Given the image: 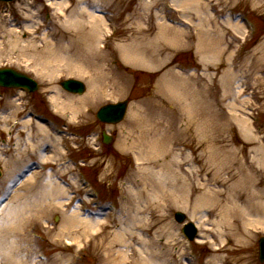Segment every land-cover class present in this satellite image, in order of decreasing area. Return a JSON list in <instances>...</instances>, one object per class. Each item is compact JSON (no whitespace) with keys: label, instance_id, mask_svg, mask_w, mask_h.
I'll use <instances>...</instances> for the list:
<instances>
[{"label":"rangeland","instance_id":"rangeland-1","mask_svg":"<svg viewBox=\"0 0 264 264\" xmlns=\"http://www.w3.org/2000/svg\"><path fill=\"white\" fill-rule=\"evenodd\" d=\"M181 1L0 2V68L10 67L24 72L33 77L40 87L33 94L0 87V196L5 201L20 193L26 196L22 200L29 203L38 197L39 218L29 229V246L34 260H38L36 257L39 254L45 258L40 261L45 262L62 253L71 264H101V258L97 256L99 250L94 253L89 251L84 243L85 236L80 237L79 245L65 249L67 241L72 242L70 236L62 234L59 238L58 235L65 216L77 211L82 214L80 218H86L91 209L87 202L93 199L100 211L101 222L106 221L103 214L108 212L110 205L121 209L124 198L128 197V192H125L127 181L130 179L131 184L137 185L133 180L135 177L139 179L143 171H153L154 178L160 179L164 191L155 206L151 209L147 205L143 207L142 221L137 224L141 230L135 231L136 253L127 247L131 243L125 234L131 227L128 220L120 229L113 227L112 223L108 224L102 248L113 238V232H119L126 241V248L118 245L119 250L129 257L125 264L128 261L137 264V259L142 264L141 258L145 259L146 254L150 256V250L161 251L160 259H152L150 264H261L257 241L264 236V216L262 225L254 222L244 229L241 223H234L232 227H236V233L227 231L223 218L214 217L215 206L199 203L197 198L205 190L217 189L225 194V186H232L239 179L234 177L225 186L216 187L212 179L221 180L226 174L225 171H216L219 162L209 157L212 142L218 145L227 142L230 148H242L244 140L232 115L244 119L251 131L245 148L237 150L236 157L251 161L264 153V0H204V9L194 24L197 22L198 29L204 31L211 29L208 27L211 25L216 35H222L223 52L217 56L197 52L193 43L195 30L190 28L183 31L190 43L184 44L181 37L177 45L153 47L162 42L156 40L158 24L166 22L181 28L176 22L184 19V12L196 13L189 6H180ZM88 6L90 9H87ZM86 9L96 17H102L106 24L100 42H90L91 45H85L82 36L89 27L82 29L77 25L80 19L85 18L81 16V11ZM247 22L253 24L254 31H248ZM227 23L238 25V32H234ZM149 27L152 30H148ZM141 30L148 33L144 36L148 39L146 41L156 40L150 44L153 45L150 51L162 55L160 61L143 67L122 63L119 51L128 48L130 43L138 45L133 40L139 39L141 35L138 32ZM229 71L237 79L233 95L227 94L225 75ZM78 72L81 74L78 75ZM101 76L114 78L113 84L105 79L106 88L102 96H94L88 104L76 105L74 112L64 106L71 100L86 96L90 80ZM197 76L200 78L198 86H194L192 80ZM66 78L84 82L85 93L77 96L63 91L59 82ZM161 80L169 82L178 91L182 90L183 83H190L188 90L194 102L193 110L199 112L191 128L179 137L178 146L171 147L173 152L166 158H159L160 164L162 160L173 162L183 156L192 160L183 168L189 176L190 172L194 174V187L187 179L182 180L184 183L174 181L157 165L149 167L137 162L134 150L128 152L117 145L126 138L130 129L133 137L137 138L139 126L147 128L150 123L155 129L157 124V138L159 134L164 137L165 132L160 130L168 124L176 121L178 128L185 123L186 118L179 111L178 102L157 92ZM125 99L130 103L121 123L109 126L97 121L95 113L99 107ZM30 113L37 114L39 121L31 118ZM210 114L213 115L206 116ZM47 120L52 122L53 127L49 134H45L44 130L41 133L40 129L45 127ZM200 121L210 125L207 138L201 141L196 134ZM103 130L114 137L109 145L101 142L99 134ZM168 144L171 146L173 140ZM64 145L69 149L67 152L63 149ZM180 152L183 155L180 156ZM222 159L225 156L219 157V161ZM59 160L67 162L59 166ZM39 165L45 169L38 170ZM80 173L95 188V198L86 194L78 179ZM57 177L64 182L68 194L51 203L49 199L45 200L46 197H41L44 192L41 186ZM175 212H182L188 221L196 225L198 234L194 241H188L182 235V225L174 220ZM253 218L258 219L257 216ZM153 242L157 246L146 247ZM163 250L167 252L163 254Z\"/></svg>","mask_w":264,"mask_h":264},{"label":"bare ground","instance_id":"bare-ground-1","mask_svg":"<svg viewBox=\"0 0 264 264\" xmlns=\"http://www.w3.org/2000/svg\"><path fill=\"white\" fill-rule=\"evenodd\" d=\"M204 2V0H182L180 6H189L192 11L196 12H184L185 15L182 16L184 17V23L180 24L183 28H179L166 22L158 24L159 29L156 40H160L162 42L154 46L150 44L154 43L153 41L155 40L147 42V38H144V36H148V33L141 30L140 33L138 32V34L141 35L139 39L133 40V42L138 43V45L130 43V45L128 44L129 48H124L119 51L121 62L125 64L127 62L138 67L157 64V61H160V57L162 55L158 56V54L152 51L149 52L150 46L156 47L160 46V44H163L162 46L177 45L180 43L181 37L184 38V44H186L190 41L186 32H183L186 28H192L195 30L193 43H195L194 45H196V49L199 54L213 53L214 56L222 54L223 50L221 45H223L224 42L222 35H216V30L211 25L208 26L211 29L207 28L208 31H204L203 29H198L199 24L197 22L194 24V21H196V18L200 16L204 9ZM88 7L89 8L87 9H90V6ZM87 9L85 11H81V16L85 18L80 19L77 25L79 24V27L82 29L89 27V30L83 32L82 36L85 38L83 43L85 45H91L90 42L94 44L100 42L102 32L106 28V24L102 17H96ZM192 14L197 17H194ZM227 26L233 29L234 32H238L239 30V26L236 24L232 25L231 23H227ZM149 28V30H152V27ZM8 31L11 34V31ZM8 31H6L7 34H9ZM209 32L212 34H209ZM211 35L214 37H211ZM216 37L218 38L216 39ZM145 42H147V44ZM160 64H162V62ZM77 74L80 75L81 73L78 72ZM225 76H227V94L233 95V89L234 85L237 83V79L230 71L229 74ZM107 78L108 83H114V78L110 76H101L96 80H90V88L86 96L77 100H71L69 103L67 102V104H64V106H68L71 111L74 112L76 110V105L88 104L94 96H102L103 93H105V79ZM199 79L200 78L197 76L192 80L194 86H198ZM188 81L190 82L191 79ZM181 88L182 90L178 91V89L173 87L169 82L161 80L158 85L157 92L161 96L174 98V100L178 102V105L180 106L179 111L186 118L184 124L178 128L176 126V121L171 123V125L168 124L166 127H163L164 129L160 130V132H165L164 137H161L162 134H159L157 138H155L158 134L157 132L159 131L157 124L155 129H152L150 123L147 128L139 126L137 129V138L133 137V131L130 129L126 132V138H124V140L119 142L117 145L120 149L128 152L134 150L133 152L137 162H143L142 164H147L149 167L151 165H157L162 172H167L168 175H171L174 178V181L184 183L183 181H186L187 179L188 183L194 187L195 182L192 180L194 174L190 172L191 176H189L188 172H186L183 168L184 166H188L192 160L190 161L187 157L183 156L181 160H174L173 162H165L162 160V164L159 163L160 157L166 158V156H169V154L173 152L172 148L178 146L179 144V137L191 128L193 119L199 115L198 111L193 110L194 102L190 99L191 97L188 90V88H190V83H183ZM194 90H197V88H194ZM146 104H149V102ZM202 115L205 114L202 113ZM212 115L213 114L206 116ZM232 118L240 136L244 140V142H242V148L238 150L236 147L230 148L227 142L220 143V145H218L216 142L211 141L212 146L209 148V157L211 159H216V162H219V164L216 165V171H225L226 174L221 180L212 179V182L216 184V187L225 186L227 181L234 179V177H238L239 179L232 186H225V194L228 192L229 195L222 194V192L217 189L212 191L205 190L200 197L197 198V200L199 203L202 202L207 205L215 206L216 215L214 217H222V221L227 223L224 225V229H228L227 231H235L236 233V227H232V224L234 223H241L243 228L251 226L254 222L257 223V225H262L263 223L264 153L260 158H256V160L251 161L236 157L235 153L237 150L243 151L245 148L246 141L250 139L251 131L244 119L235 117L234 115H232ZM196 128V134L199 141L207 138V133L210 131L209 124L204 121H200ZM40 130L41 133L43 130L45 134L50 133L46 128H41ZM171 140H173V144L169 146L168 143H170ZM215 144L216 146H214ZM4 151L5 150H3L2 153ZM179 155H183V152H180ZM223 156H225V159L219 161V157ZM41 161L44 162V160ZM44 176H46V174H44ZM154 176L155 173L153 171H143L139 176V179L136 177L133 179L137 185L131 184L129 179L125 184V192L126 194L128 192V197L124 198L125 201L121 206V209H117L115 214L112 212V215H114L113 217H116L112 223L113 227H118V229H120L125 220H128L131 224L130 230L126 231L125 234L127 235L126 238L131 242L127 245V247L132 253H136L134 244V240L136 239L135 231L140 229L137 224L142 221L141 214L144 210L143 207L148 206L151 209L152 206H155L157 203L156 200L158 201V199H162L161 193L164 190L161 188V181L159 182L160 179L158 177L154 178ZM41 188L44 191L41 197H46L45 200L49 199L51 203L52 201L56 202L63 197L65 198V195L68 194V190L64 187L63 182H57L56 180L43 183ZM6 191H8V189H6ZM23 197L24 199L26 198V196L17 193L13 197L10 196V198L3 201L0 196V264H57L58 262L62 264H71L69 263L70 259H66L62 253L52 257L49 261L41 262L34 260L33 252L29 246V229L39 218L40 212L36 203L38 197H35L30 203L27 202V200H22ZM133 202L138 204L137 207L133 204ZM88 205L91 206V209L88 216L84 219L80 218L82 214L77 211H73L68 216H65L64 222L60 226L61 232L58 234L59 238L62 234L64 236H70L72 242L69 243V241H67L68 243L65 246V249L72 247L75 244L79 245L80 237L85 236L84 243H86L89 251L92 250L94 253L96 250H99L97 256L101 258V264H125V261L128 260L129 257H127L126 252L119 250L118 248V245L121 244L126 248V241L122 238V234L119 232H113V238L108 241L105 248H102L104 244V235L108 229V224H111V222L107 219V213L103 214L104 219L107 220L101 222L102 220L100 218L102 217H100V211L98 210V207L95 206V201L93 199L88 201ZM157 208H159V206ZM194 209H196V207ZM210 213L211 215L214 214L213 212ZM112 215L109 213V216ZM253 216H257L258 219L253 218ZM230 220H232V222ZM247 230L249 229L247 228ZM214 234H216V232H214ZM150 246H157V243L153 242L152 244H146L147 248H150ZM104 252H106L105 255L103 254ZM160 252L161 251L157 252L150 250V256L146 254L145 259L141 258L142 264H150L152 259H160ZM166 252L167 251L164 250L162 251L163 254ZM139 260L140 259H137V264H139ZM127 264L136 263L134 261H128ZM214 264H216V262Z\"/></svg>","mask_w":264,"mask_h":264},{"label":"water","instance_id":"water-1","mask_svg":"<svg viewBox=\"0 0 264 264\" xmlns=\"http://www.w3.org/2000/svg\"><path fill=\"white\" fill-rule=\"evenodd\" d=\"M1 1H10V0H1ZM61 87L75 94H82L84 91V85L76 80H65L60 83ZM0 86L2 87H14V88H25L28 91H35L37 89V84L26 75L17 72L10 68L0 69ZM127 107V101L116 103V104H108L99 109L96 114V117L104 122L115 124L122 120ZM103 141L104 143H108L110 141L109 137L104 135ZM176 218L178 221L184 220V215L181 213H176ZM186 230L189 231L191 236H194L195 230L191 224H188ZM259 245V260L260 262H264V237H261L258 241Z\"/></svg>","mask_w":264,"mask_h":264}]
</instances>
